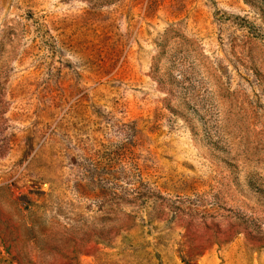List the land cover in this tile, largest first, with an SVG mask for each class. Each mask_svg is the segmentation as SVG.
I'll return each mask as SVG.
<instances>
[{
  "label": "rangeland",
  "instance_id": "rangeland-1",
  "mask_svg": "<svg viewBox=\"0 0 264 264\" xmlns=\"http://www.w3.org/2000/svg\"><path fill=\"white\" fill-rule=\"evenodd\" d=\"M0 264H264V0H0Z\"/></svg>",
  "mask_w": 264,
  "mask_h": 264
}]
</instances>
